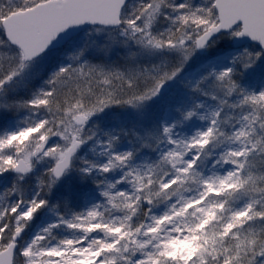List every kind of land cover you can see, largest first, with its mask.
<instances>
[{
  "label": "snow or ice",
  "instance_id": "1",
  "mask_svg": "<svg viewBox=\"0 0 264 264\" xmlns=\"http://www.w3.org/2000/svg\"><path fill=\"white\" fill-rule=\"evenodd\" d=\"M0 264H264V0H0Z\"/></svg>",
  "mask_w": 264,
  "mask_h": 264
}]
</instances>
